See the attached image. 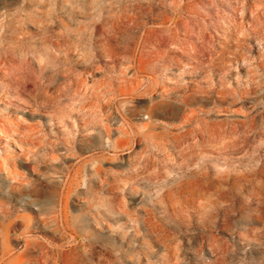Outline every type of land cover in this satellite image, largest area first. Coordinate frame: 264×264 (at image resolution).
<instances>
[{
	"label": "rangeland",
	"instance_id": "1",
	"mask_svg": "<svg viewBox=\"0 0 264 264\" xmlns=\"http://www.w3.org/2000/svg\"><path fill=\"white\" fill-rule=\"evenodd\" d=\"M0 264H264V0H0Z\"/></svg>",
	"mask_w": 264,
	"mask_h": 264
},
{
	"label": "bare ground",
	"instance_id": "2",
	"mask_svg": "<svg viewBox=\"0 0 264 264\" xmlns=\"http://www.w3.org/2000/svg\"><path fill=\"white\" fill-rule=\"evenodd\" d=\"M257 13V12H256ZM79 42V41H78ZM78 51V50H77ZM49 54H51L50 52H49ZM46 56H48V55H46ZM43 57H45V56H43ZM55 58H56V60H54V62H52V60H49V58H48V60H46V61H44V64L41 66V72H46V67H47V63L48 62H52V64L53 65H55V66H57L58 64H59V62H60V57H59V55H55L54 56ZM47 59V58H46ZM51 59V58H50ZM52 70V69H51ZM53 72H52V74L50 75V80L52 79V80H54V81H59L62 77H63V75L62 74H60V71L59 70H57V69H55V70H52ZM87 88H89V87H87ZM6 150L9 152V153H15L16 152V148L14 147V145L12 144V142L9 140V139H7V142H6Z\"/></svg>",
	"mask_w": 264,
	"mask_h": 264
}]
</instances>
